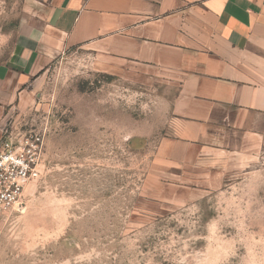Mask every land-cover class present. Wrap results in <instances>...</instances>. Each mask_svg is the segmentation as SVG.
Returning a JSON list of instances; mask_svg holds the SVG:
<instances>
[{"label":"rangeland","instance_id":"obj_1","mask_svg":"<svg viewBox=\"0 0 264 264\" xmlns=\"http://www.w3.org/2000/svg\"><path fill=\"white\" fill-rule=\"evenodd\" d=\"M24 1L0 0V61ZM173 91L96 71L77 49L32 75L3 130L43 134L41 173L0 214V264H264V137L181 182L160 177Z\"/></svg>","mask_w":264,"mask_h":264},{"label":"crops","instance_id":"obj_2","mask_svg":"<svg viewBox=\"0 0 264 264\" xmlns=\"http://www.w3.org/2000/svg\"><path fill=\"white\" fill-rule=\"evenodd\" d=\"M23 6L15 48L0 61V139L27 81L73 49L85 52L96 71L135 69L174 90L154 157L160 177L181 182L189 167L218 165L264 137V0H25Z\"/></svg>","mask_w":264,"mask_h":264},{"label":"built area","instance_id":"obj_3","mask_svg":"<svg viewBox=\"0 0 264 264\" xmlns=\"http://www.w3.org/2000/svg\"><path fill=\"white\" fill-rule=\"evenodd\" d=\"M44 137L30 131L20 135L3 130L0 139V214L22 204L25 189L41 173Z\"/></svg>","mask_w":264,"mask_h":264},{"label":"bare ground","instance_id":"obj_4","mask_svg":"<svg viewBox=\"0 0 264 264\" xmlns=\"http://www.w3.org/2000/svg\"><path fill=\"white\" fill-rule=\"evenodd\" d=\"M23 208V206H22V204H20L18 207H17V210H20V209H22Z\"/></svg>","mask_w":264,"mask_h":264}]
</instances>
